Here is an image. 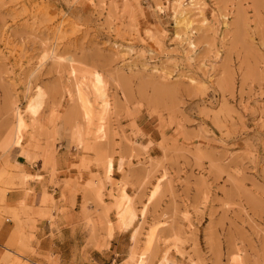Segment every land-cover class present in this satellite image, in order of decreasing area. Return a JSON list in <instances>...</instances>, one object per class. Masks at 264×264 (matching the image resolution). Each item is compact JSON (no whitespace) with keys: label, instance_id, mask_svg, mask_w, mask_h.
<instances>
[{"label":"rangeland","instance_id":"obj_1","mask_svg":"<svg viewBox=\"0 0 264 264\" xmlns=\"http://www.w3.org/2000/svg\"><path fill=\"white\" fill-rule=\"evenodd\" d=\"M37 162L104 264H264V0H0V264H56Z\"/></svg>","mask_w":264,"mask_h":264},{"label":"crops","instance_id":"obj_2","mask_svg":"<svg viewBox=\"0 0 264 264\" xmlns=\"http://www.w3.org/2000/svg\"><path fill=\"white\" fill-rule=\"evenodd\" d=\"M67 156L64 152L57 153L55 157V162L58 165L59 170L63 171L64 162H66ZM13 164H19L18 157L13 158ZM38 167L36 172L38 176L42 177L40 181H32L27 184L28 188L32 189V192L23 196V193L17 189L8 191L5 194V201L11 204L23 201L27 205H31L33 208H40L42 191H45L46 195H51L52 200L55 203L57 208H65L67 211L64 213H56L52 211L50 216L51 221L47 219L36 220L34 231L32 232L33 241L30 245L32 249H35L37 252L45 254L49 257L56 258V264H104L109 261H114V258L120 253V251L125 250L128 245L127 242H124L123 236L125 233H130L132 227L127 228L123 234L116 235L112 237L108 242V248L102 250L101 252L91 248L86 250L82 249L84 234L81 231V225L78 224L79 216V202L80 196H74L73 207L61 205L59 200L60 188H55L53 185L49 184L48 177L46 173L39 171L40 163L37 162ZM116 164L112 165L113 179L118 180L119 174L115 172ZM34 171V170H32ZM129 190L126 191V194H129ZM139 218L133 221V224L138 222ZM13 225L10 221L5 220L0 224V243L10 237L12 232ZM32 261H38L36 258L29 257ZM170 262V261H169ZM117 262V264H119Z\"/></svg>","mask_w":264,"mask_h":264},{"label":"bare ground","instance_id":"obj_3","mask_svg":"<svg viewBox=\"0 0 264 264\" xmlns=\"http://www.w3.org/2000/svg\"><path fill=\"white\" fill-rule=\"evenodd\" d=\"M184 17V16H183ZM186 19L185 18H182V21H185Z\"/></svg>","mask_w":264,"mask_h":264}]
</instances>
